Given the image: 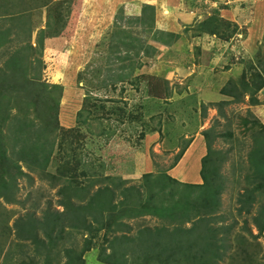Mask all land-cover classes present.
Here are the masks:
<instances>
[{
  "label": "rangeland",
  "instance_id": "1",
  "mask_svg": "<svg viewBox=\"0 0 264 264\" xmlns=\"http://www.w3.org/2000/svg\"><path fill=\"white\" fill-rule=\"evenodd\" d=\"M123 1L24 0L26 7L22 8L21 15L26 21L18 23V20L8 22L11 12L16 15L20 11L13 6L17 0H0V32L6 34L5 39L0 37V44L6 42L0 48V70L6 75L5 81L12 82L15 68L24 66L25 62L26 65L34 64L42 81L62 87L58 108L59 133L78 138L88 158L95 165L103 164V175H111L114 179L104 185L112 187L113 182L122 187H141L144 176L155 175L158 171L167 172L171 179L186 186L199 187L206 182V194H202L204 198L212 196L214 203L219 202L218 212L225 214V220L209 222L207 227L205 223H208L209 216H194L188 209L181 214L184 204L180 211L174 212L179 215L183 228L174 225L167 216L158 218L154 214L136 212L132 218H120L117 228L112 223L100 229L91 242V249L82 258L84 264H103L99 257L104 250L105 254L109 253L108 246L113 237L124 235L132 239L138 231L143 230L146 234L144 228L153 229L156 232L153 238L168 241L171 245L173 251L160 255L162 262L159 264H264V231L256 236L251 225V218L264 202L263 197L256 193L248 211L243 212L244 216L238 215L240 204L237 201L238 195L248 186L247 177H250L246 154L251 146V127L255 128L254 120L264 127V0H165L167 5L160 0L167 8V19H177L180 17L178 12L187 11L193 14V20L189 26L181 22L180 29L176 25L178 33L173 34L176 38L161 37L159 42L153 39L152 33H144L140 24H133L130 27L132 38L144 44L147 54L141 52L138 44L134 50L120 44L122 38L116 34L115 20L120 13L125 19L140 18L145 6L126 10ZM173 7H179L177 12ZM55 10H59L63 17L58 16L60 24H55V31L43 34L41 55L24 50L17 61L8 62L19 44L15 37L19 38L20 45L24 46L27 41L33 50H37L35 39L40 30L45 29L47 16ZM208 19L220 21L217 26L219 36L196 30L197 24ZM212 29L213 26H208L205 30ZM29 33L31 38H28ZM6 36L14 42L8 43ZM150 53L153 57L146 56ZM7 64L9 69L4 70ZM117 66L125 68L121 72L125 78L123 82L117 83L118 78H114L120 72L115 70ZM97 71H101L100 76L95 78L93 75ZM151 77L159 81L152 91L161 94L163 99L154 98L153 93L152 97L148 96L147 81ZM19 86L23 90L26 82L21 81ZM9 91L11 89L6 92ZM223 92L230 93V96ZM252 94L259 105H250ZM236 95H241L240 101L232 102ZM89 97L92 100L85 103ZM225 101L232 103L222 106L225 115L222 118L212 105ZM88 109L92 112L90 117L86 112ZM13 112L12 116L16 114ZM250 114L253 118L249 117ZM83 120L86 121L83 123ZM216 122L212 148L217 155H213L210 163H204L211 146L208 145L207 150V139L202 133ZM2 129L8 136V129ZM103 131L109 135L105 136L104 132L103 136H97ZM228 133L230 138L224 135ZM9 151L6 146L7 155ZM57 151L55 149L52 156H56ZM67 153L61 151L56 161L51 160L44 170L46 178L58 179L66 175L61 167ZM180 153H183L181 158L171 168ZM23 156L26 162L23 158L19 166L29 177H16V204L9 205L0 199V264H65L68 257L63 250L74 248L77 254L89 237L88 233L65 228L61 235L55 229L47 231L44 236L41 230H35L39 239L46 243L45 249L55 247L50 250L48 260L45 249L41 247L39 257L30 241L16 238L15 222L26 224L28 216L40 220L45 213L62 211L58 204L62 183L57 182L53 187L40 177L43 175L41 171L29 172V156ZM28 164L33 167L32 163ZM92 191L94 189L90 193ZM190 192L191 189L178 187L173 195L176 199L185 197L187 203ZM79 199L74 197L73 203L78 204ZM161 212L169 213L167 208ZM180 229L190 230L195 237L175 236ZM248 231L253 236H249ZM171 233H175L174 236ZM180 239H186L192 246L186 243L180 246L174 242ZM18 244L23 248L18 249ZM164 246L168 248L166 242ZM70 257H74L72 264H78L75 255L70 253ZM158 257L153 262L142 259L139 264H158Z\"/></svg>",
  "mask_w": 264,
  "mask_h": 264
},
{
  "label": "trees",
  "instance_id": "2",
  "mask_svg": "<svg viewBox=\"0 0 264 264\" xmlns=\"http://www.w3.org/2000/svg\"><path fill=\"white\" fill-rule=\"evenodd\" d=\"M13 6L16 7V10L20 11L16 15L11 12L12 14L10 15L8 22L14 20L16 22L18 20V23L25 22V17L21 15V10L25 6L24 0H17V4ZM8 9L9 8H7V11ZM50 13L51 14L47 16L48 21L45 23V29L40 30L35 39L34 47L37 48V50H33L30 43L27 41H25L24 46L20 45L21 43L19 38L15 37L14 40L19 44H17L16 49L12 52V57L9 58L8 62L17 61L18 57L24 50L27 52L28 50H31L36 55H41L43 51V34L47 33V31L50 33L55 31V24H60L59 17H63L59 10H55L54 12L51 11ZM123 22H125V25L127 26H125ZM219 22L220 21L208 19L197 24L195 28L196 30L198 29L200 33H206L210 36H219L217 30ZM153 23L154 9L150 6L145 5L143 7V15L140 18L134 17L125 19L122 13H120L119 18L115 20L116 34L122 38L120 44L133 50L135 44H138L141 47V52H145L146 54L148 53L145 51L144 44L140 40L132 38L133 35L131 34L130 27L133 24H140L143 32L152 33L153 39L157 42H159L158 40H160L161 37L165 39H168V37L170 39L176 38L175 35L171 33L154 30ZM208 26H213V29L211 31H206L205 29ZM5 35L6 34L0 32V37L4 38ZM3 38L1 39L4 42L5 38ZM28 38H31V33L28 34ZM7 39L8 43L14 42L12 41L13 39H9L8 36H6V40ZM4 44H0V48H2ZM165 44H167V42ZM2 52L5 53V51ZM146 56L153 57L151 53ZM26 59L27 57L24 60ZM23 64L24 66H20V68L17 66L15 68V72L12 73V82L5 81L6 75L2 70H0V199L9 205L16 204V194L18 191L16 177H29V175L22 173L19 166V162L23 158L26 162V158L23 155L26 157L28 155L29 159L27 160L32 163L33 167L29 166V162L27 163L29 172H35L36 174L41 171L43 175L40 177L51 183L53 187L57 182L62 183V187L59 190L61 200L58 203L62 208L61 212H54L53 214L45 213L40 220L31 218L27 215L28 220L26 224L25 222L22 223L20 221L13 224V227L16 228L17 240L30 241L37 256L40 257L42 255L41 250H44L47 246L46 243L39 239V236L35 234V230L38 229L41 230V233L44 236L47 231L52 232L55 229H57L58 235H61L65 228H71L75 231L80 230L79 232L88 233L89 237L85 239L84 246L77 254L74 253V248L63 250L67 253L68 257L65 264H72L73 262L74 257H70V253L75 255L76 260H78V264H84L82 258L91 249V242L96 238L99 230L109 227L112 223L117 228V223L120 218H132L134 216L133 214H136V212L139 214H143L144 212L149 215L154 214L158 216V218L167 216L172 223H175L174 225L181 227V225H183L182 221L178 220L180 217L174 212L180 211L183 207L182 204H184L185 207L181 210V214H184L187 209L190 214H194V216L205 214L206 216H209L207 218L208 223H205L207 227H209V222L225 220V214L218 212L220 209L219 202L214 203L211 200L212 196L204 198L203 194H206V182L199 187L186 186L171 179L167 175V172L158 171L155 175L149 174L144 176L143 183L140 184L142 185L141 187H122L115 185L113 182L111 183L112 187L104 185V182H111L114 181V179L110 177L111 175L104 176L105 174L101 171L103 169V164L99 163L98 165H95L94 162L88 158V154L84 152V145L81 144V141L78 138L72 139L67 137L69 134L62 135V133H59L58 108L59 98L61 97L63 91L62 87L59 85H49L42 81L40 78V71L35 69L34 64L33 66L30 65L31 63L26 65V63L23 62ZM7 67L8 64L4 67V70H8L9 68ZM124 69L125 68L123 67H115L116 71H120L118 73L115 72L116 74L114 75V78H118L116 81L117 83L125 80V78L121 76V72ZM100 72L101 71H97L98 76L97 74H94L93 76L95 78L99 77ZM32 74L33 77H31ZM25 76L26 79H24ZM27 76H30V79H27ZM20 78H22L21 81L26 82V87H24L23 90H20ZM147 83L150 88L148 96L152 97L153 93L154 98L163 99L161 94L152 91V88L154 89L159 81L151 77ZM262 85H264V81ZM8 89H11V92H6ZM2 91L5 93L3 94ZM166 91L168 92V90ZM223 93H225L227 97L230 96V93L228 92ZM240 97L241 95H236V97H233L234 100L232 102H239ZM88 100L90 101L92 99L90 97L87 98L85 103L88 102ZM232 102L228 103L225 101L212 106L217 111L219 116L225 118V115L222 112V106L225 104H231ZM249 103L252 106L259 105V103L254 99L253 94L250 96ZM94 108L95 106H93V109ZM12 110L16 113L14 116L11 115V113H14ZM86 112L90 117L92 112L89 111V109ZM79 116L82 118L83 113ZM249 117L253 118L251 114ZM87 119L88 117L86 116V120ZM86 120H83L82 122L84 123ZM100 120L101 119L98 121ZM217 124L218 123L216 122L211 128L202 133L203 137L205 136L207 139V150L208 145L211 146L204 157V163H210L213 155H217V152L215 151L214 153V149L212 148L213 135H215V127ZM253 126L255 128L251 127V135L249 136L251 146L246 154L248 174H250V177H247L246 179V183L248 186H251V188H248L247 186L243 193L240 194V196L238 195V197H240L237 199L240 204L238 211L239 216H244L243 212L248 211L247 207L249 208L251 203L254 202V196L256 193L257 196L263 197L264 201V127L260 126L259 122L256 120H254ZM2 127L8 129V136L3 134ZM104 132L105 131L97 136H103ZM30 135H33V138ZM107 135H109V133L105 132V136ZM224 135H227L228 138L231 137L230 133ZM63 137L67 138L69 142H67ZM83 137L80 138L84 139ZM29 139H32L33 142L31 143ZM75 143L77 144L75 145ZM6 146H9L10 148L8 155L6 154ZM55 149L58 150V153L56 156H52ZM28 151L33 152L28 153ZM61 151L69 152L66 154L65 164L61 167L63 168L62 172L66 175L59 177L58 179H56V177L46 178L44 170H46L51 160L56 161V157L60 155ZM182 154L183 153H180L176 157V162L173 163L171 168L176 165ZM178 187L191 189L190 196L187 198V203H185V197L176 199L173 195ZM139 188H142V191H139ZM93 189L94 191L90 193ZM74 197L80 198V202L78 204L73 203ZM119 199L121 200L119 201ZM115 200H117L116 204H114ZM166 208L169 213L163 214L161 211ZM199 221H202V219ZM251 222V225L257 232L256 236L261 235L264 231V202L260 204L256 215L251 218ZM246 224L247 223L244 220V226L247 230ZM144 229H146V234H144L143 230L138 231L136 237L132 239L124 235L113 237L108 246L109 253L105 254L104 250L99 257V260L103 264H139L142 259H147L148 261L153 262V260L159 256L157 263H161L162 257H160V255H165L167 252L173 251L171 245L168 241H158L153 238L156 237V232L153 231V229ZM23 231L27 232L23 234ZM174 234L175 233H171L173 236ZM247 234L249 236H253L249 231ZM175 236L179 238H183L185 236L188 238L195 237V235L190 234V230L188 229L183 231L180 229ZM165 242L168 244V248H165ZM174 242L176 244H180V246L185 245V243L190 245L186 239H180ZM18 245V249L23 248L21 245ZM209 246L210 245H208V247ZM54 248L55 247L50 248V250ZM50 250L45 249L44 251L46 260L51 258ZM21 253L23 254L24 252ZM188 258H190L191 261V256ZM201 260H203V257H201Z\"/></svg>",
  "mask_w": 264,
  "mask_h": 264
},
{
  "label": "crops",
  "instance_id": "3",
  "mask_svg": "<svg viewBox=\"0 0 264 264\" xmlns=\"http://www.w3.org/2000/svg\"><path fill=\"white\" fill-rule=\"evenodd\" d=\"M105 3H107V1H105ZM157 3L159 5H157ZM165 3H166V1H165ZM123 4H124L126 10H128L129 7L139 8L140 9L141 5H146V6L153 7L154 11H155V14H154L155 15V25H154L155 29L158 30V31L164 32V33H171V34L178 33L176 25L178 26V29H180L181 22L184 25L189 26L188 25L189 22L191 20H193V14H190L187 11L178 12V15L180 17H177V19H174V20L173 19H167L166 15H165V12H166L167 8L163 4V2H160V0H131L129 2L124 0ZM166 5H167V3H166ZM177 6L180 7V4H177ZM179 7H173V8H177L174 11L177 12ZM171 15L173 16L172 13H171ZM159 20H161V21H159ZM175 21L177 22V24L175 23ZM174 27H175V29H173V31H172V28H174Z\"/></svg>",
  "mask_w": 264,
  "mask_h": 264
}]
</instances>
